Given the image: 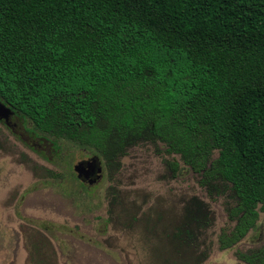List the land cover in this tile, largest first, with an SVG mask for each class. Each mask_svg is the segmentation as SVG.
<instances>
[{"label":"trees","instance_id":"trees-1","mask_svg":"<svg viewBox=\"0 0 264 264\" xmlns=\"http://www.w3.org/2000/svg\"><path fill=\"white\" fill-rule=\"evenodd\" d=\"M0 101L109 179L159 143L209 194L228 185L221 251L264 214V0H0ZM186 205L183 251L211 225L207 204ZM239 257L264 264V247Z\"/></svg>","mask_w":264,"mask_h":264},{"label":"rangeland","instance_id":"rangeland-1","mask_svg":"<svg viewBox=\"0 0 264 264\" xmlns=\"http://www.w3.org/2000/svg\"><path fill=\"white\" fill-rule=\"evenodd\" d=\"M17 122L34 138L26 119ZM55 145L46 162L25 152L0 123V264H246L240 254L264 247L260 213L243 240L221 251L219 235L236 224L229 219L230 187L218 184L210 195L199 185L201 176L159 143L130 149L112 177L105 171L95 186L74 172L94 154ZM195 197L209 206L211 225L192 243L196 248L178 250L172 240Z\"/></svg>","mask_w":264,"mask_h":264},{"label":"flooded vegetation","instance_id":"flooded-vegetation-1","mask_svg":"<svg viewBox=\"0 0 264 264\" xmlns=\"http://www.w3.org/2000/svg\"><path fill=\"white\" fill-rule=\"evenodd\" d=\"M20 115L15 113L13 116L9 117L8 124H6L4 121H0L4 124L8 130L12 132V134L19 138L20 142L23 144L26 150L31 151L32 153H35L39 156L40 159L45 160L46 162H49L50 156L49 154H56V152L53 150L56 146L54 142L49 141L47 138L39 136L37 133H34V138L26 135L27 130L23 129L22 125L20 126L17 121L20 122ZM23 120H25L24 117H22ZM96 157V156H93ZM92 158V157H91ZM91 158L84 160L82 162H88L91 160ZM97 158V157H96ZM89 165L91 168L94 167V171H92V174L87 175V177L78 178V180L81 181L82 184H86L87 186H95L97 185L103 177V174L105 172V168L103 166V163L100 161L99 158L96 159L95 163L90 162ZM85 164V168L87 166ZM43 170L47 171L44 166ZM100 170V172H98ZM48 173V171L46 172Z\"/></svg>","mask_w":264,"mask_h":264},{"label":"water","instance_id":"water-1","mask_svg":"<svg viewBox=\"0 0 264 264\" xmlns=\"http://www.w3.org/2000/svg\"><path fill=\"white\" fill-rule=\"evenodd\" d=\"M16 112L13 111L10 107L5 105L3 102L0 101V121H4L8 124V120L10 116H13ZM96 157H92L88 162H79L77 165L74 166V172L76 173L78 178L87 177V175L92 174L94 171V167L91 168L89 165L90 162L95 163ZM85 164L87 165L85 168ZM100 172V170H98Z\"/></svg>","mask_w":264,"mask_h":264}]
</instances>
